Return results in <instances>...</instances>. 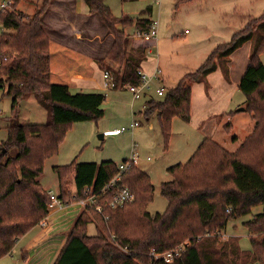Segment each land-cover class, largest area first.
Returning a JSON list of instances; mask_svg holds the SVG:
<instances>
[{
    "label": "trees",
    "instance_id": "16d2710c",
    "mask_svg": "<svg viewBox=\"0 0 264 264\" xmlns=\"http://www.w3.org/2000/svg\"><path fill=\"white\" fill-rule=\"evenodd\" d=\"M23 1L18 0L14 12L0 14V88H6V96L13 99L7 138L0 144V262L49 216L51 193L39 182L46 160L59 153L74 125L99 122L105 116L106 96L71 93L75 79L94 77L93 60L49 38L43 18L53 0H44L42 9L28 22L16 11ZM82 1L114 36L106 58L119 69L105 62L99 63L100 69L113 72L116 88L139 86L138 72L151 43L134 49L125 34V29L133 27L131 17L116 18L104 0ZM151 25L139 20L135 27L147 33ZM251 41L250 62L239 89L246 96L245 109L255 127L240 148L230 153L215 140L204 139L188 162L168 169L172 181L161 186L168 206L165 213L154 216L148 212L155 198L151 177L135 166L121 182L134 194L135 202L113 210L109 197L97 204L102 214L96 208L84 210L53 264H167L153 253H171L186 243L189 246L172 264H264V14L249 21L228 44L218 46L196 72L185 75L161 100L150 101L145 116L157 114L167 148L173 121L191 118V85L205 82L218 63L228 77L229 58ZM11 49L17 54L5 60ZM32 95L47 111L44 125L20 123V105ZM225 130L231 134L232 124ZM117 165L74 161L56 167L59 200L65 207L84 202L87 188L99 191L118 176ZM258 208L262 211L254 214ZM248 217L252 219L243 226L252 249L244 251L237 238L226 240L224 234L230 223ZM93 223L99 230L89 236Z\"/></svg>",
    "mask_w": 264,
    "mask_h": 264
},
{
    "label": "rangeland",
    "instance_id": "374dc122",
    "mask_svg": "<svg viewBox=\"0 0 264 264\" xmlns=\"http://www.w3.org/2000/svg\"><path fill=\"white\" fill-rule=\"evenodd\" d=\"M43 4L41 6L33 3L28 5L23 1L18 5L16 11L24 15V22H28L42 9ZM104 4L118 19L132 14L137 15L139 20H150L153 23H158V37L157 40L152 42L156 46L151 49L152 54H149V57L155 58L156 63L154 66L160 68V76L163 77L164 83L160 80L158 81V79L153 80L150 83V88L147 89L149 97H156V89L159 86H166L168 90L175 89L185 74L193 73L201 66L202 56L209 43L200 37L201 25L204 26L202 20L210 24L211 29L215 28V37L223 39L224 31L230 30L226 23H229L230 26H235V29L240 28L239 15H246L248 14L247 12H250L249 14L253 17H261L264 14V0H191L189 2H183L182 0H139L130 3H124L122 0H104ZM234 9L237 10L235 15L233 14ZM231 15L233 16L232 19H230ZM135 19L131 20L134 22ZM100 25L102 26V24ZM102 27L104 28V26ZM186 31L188 34H186ZM125 32L127 37L136 33L134 28L127 29ZM219 33L220 35H218ZM215 37H211V41L215 42L217 39ZM129 39L131 47L137 48L143 43L140 41L135 42L131 37ZM11 50L15 51L14 49ZM14 54L16 55L17 52H14ZM108 63L109 61L107 60L106 64L108 65ZM105 90L109 94L115 91L113 89ZM117 93L122 96V99H116V94H110L111 97L107 96L104 105L106 114L102 120L99 122L79 123L80 126H77L74 130L75 132L71 133L75 125L73 126L59 153L46 160L44 172L39 178V182L47 192L59 194V179L54 169L70 165L73 162V153L69 152L70 146H73V149L79 148L78 163L80 164L101 163L104 160H113L115 163L121 164L125 157H127V160L135 158L139 167L151 174L152 184L155 188L154 202L148 207V212L153 216L163 214L167 209L168 203L162 196L161 186L163 183L172 181L168 169L179 163H186L191 154L190 150L195 146L190 141L198 131L191 128L193 131L190 132V127L180 118H176L173 121L172 135L166 148L158 120L155 119L148 122L141 115L133 116L130 91H118ZM238 96V100L246 101V96L241 91ZM145 100V98H142L135 103L136 111L140 110ZM12 102L13 99L6 96V88H0V111L2 113L0 115V144L7 138L6 127L9 125V118L12 115ZM237 110L239 108L235 109V111ZM19 111L22 125H44L47 122V111L39 105L33 95L27 97L21 103ZM247 115L246 119H248L247 123H249L252 117L250 118L251 115L248 113ZM133 120L142 122L141 127L134 132L109 137L106 134L104 135L105 131L108 130H115L121 127L127 128ZM242 122V118H236L232 123L234 125L233 131L229 134L225 127L230 121L224 120L220 126L215 127L214 133L216 134L213 140L222 146L226 144L224 147L229 151H233L236 147L235 138L241 144L249 136V131L246 130L247 126L242 125ZM150 125H153L154 130L150 129ZM80 127H82L83 137ZM205 133L199 134L198 138L200 140L205 138L208 134L207 132ZM77 134H80L79 137L82 140L77 141L78 139L75 137ZM185 134H191L192 136L187 138ZM102 135H104L103 140H101ZM261 211L262 209L258 208L254 210V214H259ZM250 219L252 218L248 217L235 223H230L226 230L227 236H233L238 239L239 246L244 251L252 249L251 241L243 226V223ZM93 228V225L89 227L88 234L90 236L95 235ZM39 232V229H35L27 239H31ZM22 245V243H19L14 250V254L1 260L0 264H24L22 261Z\"/></svg>",
    "mask_w": 264,
    "mask_h": 264
},
{
    "label": "crops",
    "instance_id": "0c3cea01",
    "mask_svg": "<svg viewBox=\"0 0 264 264\" xmlns=\"http://www.w3.org/2000/svg\"><path fill=\"white\" fill-rule=\"evenodd\" d=\"M43 2L44 0H26L25 1V3H27L28 5L33 3L37 6H41ZM233 11H234L233 12L234 15L237 14L236 12L237 10L234 9ZM248 11H252V10H248ZM247 13L248 14L246 15L244 14H241L239 16L237 15L240 18V28L239 29H235V26H230L229 23H226L227 27L230 30L224 31L223 39H221L220 37H215L216 35L215 28L211 29L210 24L205 23V21L202 20V23H204V26L200 24L201 30H202L200 37H202L201 39L207 40L209 43H208L205 53L202 56L201 66L206 62L208 57L212 54V52L218 46L228 44L236 33L240 32L242 29L245 28V26L248 24L249 21L259 18V17L251 16V14H249L250 12H247ZM131 15H128V16L130 17ZM232 17L233 16L231 15L230 19H232ZM137 21H139V19H138V16L136 15V19L132 27L135 29L136 32L138 31L135 27V24ZM147 21H150V20H147ZM43 22H44L45 32L47 33V35L49 36L51 40L57 43H60L64 46H67L77 52H80L90 57L93 60V67L95 71L94 77L92 79H80V78L75 79L76 87L71 90V93L73 95L101 94V95L106 96V100H107V96L111 97L110 94H116V99L118 100L122 99V96L118 94L117 92L118 91H122V92L129 91L127 86L121 87L119 85L117 88L113 89L115 90L113 91V93L109 94L105 90L106 88H105V82L103 78L104 72L99 67L100 62L106 63L107 61L106 56L114 44V36L102 24L98 16L96 15L93 16L89 13L87 6L84 4L82 0H54L47 14L44 16ZM100 24H102L104 28ZM119 29L122 30L121 27H119ZM126 30L127 29H125V31ZM186 34H188L187 31H186ZM218 35H220V33ZM133 36H129V37H133ZM211 37L213 38L215 37V39L217 38L215 42L211 41ZM135 42H139V41H135ZM144 45L146 44L142 43L141 45H139V47L144 46ZM155 46H156L155 43L148 46L149 49L147 53V59L143 63L141 71L145 75H147L150 83L156 79L164 83L163 77L160 76L161 75L160 68L158 66L156 67L154 66V64L156 63L155 58L149 57V54L150 55L152 54L151 49L155 48ZM139 47L137 46V48ZM252 47H253L252 41L248 42L242 48L237 50L229 58L228 77L224 75L222 66L221 64L218 63V69L214 73L208 75L205 82L200 83V84L191 85L192 87L191 118L189 121H185L183 119L181 120L190 127V132L193 131L191 130V128H194L196 129V131H198V133H196V135H194V137L190 141V143H192V145H195V146L192 150H190L191 154L186 162H188L189 159L193 156V154L196 152V150L198 149V147L200 146V144L203 142L204 139L206 138L214 139L213 137H215L214 135L216 134L214 133L215 127L220 126L221 123L226 119L230 121V124H232L236 118H242L243 120L242 125L244 124V126H247L246 130L249 131V136L254 131L255 122L252 120L251 116H250L251 121L247 123V120H248L246 119L247 112L246 111L237 112L238 110L235 111V109L245 108L246 106V101L242 102L243 100L242 101L238 100V97H239L238 94L240 92L239 85H240L241 79L250 62ZM133 48L136 49V47H133ZM261 59L264 64V55L262 56ZM108 65L114 70L119 69L118 67H116L114 64L110 62L108 63ZM181 79H183V77ZM150 83H149V88H150ZM159 89H163L165 91V94L168 91L166 86H159L156 89V97H153V96L149 97L147 93V89L146 91L145 90L143 91V95L141 99L145 98L146 100L143 103L139 111L135 110V103L137 101H140L141 99H135L134 95L130 92L131 93L130 94L131 95V110L133 113L132 115L133 116L141 115L148 122L153 121L155 119L158 120L157 114H153L152 116L147 118L145 116V112L148 109V104L150 103V101L152 100L159 101L162 99L158 97L157 95V90ZM113 96L115 97V95ZM104 105H103V109H104ZM230 112H236L237 114L235 116L229 117L227 116V114H229ZM133 122L140 123V126L138 128H140L142 125V122L139 120H133L132 123ZM132 123H130L128 127H130ZM77 126H80V124L75 125L71 133L75 132L74 130ZM232 126L234 127L233 124ZM81 128L82 127H80V130ZM123 128H126V127H121V128H116L115 130L105 131L104 135L106 134L108 137L114 136V135H123L127 132H134L135 130L138 129L136 128L133 131L117 133V131ZM150 129L154 130L153 125H150ZM81 132H82L81 134L83 137V131L81 130ZM205 132L208 133L207 136H205V138L200 140L198 138L199 134L205 133ZM79 135L80 134L75 135V137L78 139L77 141L82 140L80 139ZM104 135L101 136L103 137L101 138V140L104 139ZM185 135L187 136V138L192 136L191 134H185ZM235 143H236L235 144L236 147L233 149V151L228 150L230 153H235L240 148V146L243 144V143L239 144L238 139L237 141H235ZM225 145L226 144H224V146ZM78 149L77 148L73 149V146L72 147L70 146L69 148V152L73 153V156H72L74 157L73 162L76 161L77 163H78V158H79ZM123 159L127 160V157ZM103 162L115 163L113 160H104ZM96 164H100V163H96ZM179 164H182V163H179ZM138 168L141 169L139 165H138ZM142 171H144L151 177V174L148 171L146 170H142ZM72 191L75 192L74 189H72ZM49 193L59 198L58 193H54V192H49ZM84 210H85L84 205L82 203H78L72 206L58 208L50 212L48 216V224L45 228H42L41 225H39L30 232L32 233L35 229H39L40 232L38 234H36L35 236H33L31 239L28 240L27 238L30 235L29 233L22 240L19 241V243L23 244L22 245L23 263L24 264H53L61 248L63 247L66 240L68 239L71 229L74 226L76 220L78 219V217ZM91 225L94 226L93 228L94 233L95 235H97L99 226L95 223ZM88 233H89V229H88ZM224 237L226 240L230 238L231 239L236 238L233 236L232 237L227 236L226 232L224 234ZM19 243L17 244V246L19 245Z\"/></svg>",
    "mask_w": 264,
    "mask_h": 264
},
{
    "label": "built area",
    "instance_id": "2783aa9c",
    "mask_svg": "<svg viewBox=\"0 0 264 264\" xmlns=\"http://www.w3.org/2000/svg\"><path fill=\"white\" fill-rule=\"evenodd\" d=\"M18 0H0V14H7L10 12H14L15 5L17 4ZM2 33L1 27H0V34ZM158 37V24L152 23L150 30L147 33H142L140 31L136 32V35L131 37L134 41H140L144 44L146 43H152L154 40H157ZM15 51H8L6 55V59L10 57V55L14 54ZM2 63L0 61V67ZM138 75L141 77V84L139 86H127L128 90L134 95L135 99H141L143 95V91L146 89H149V78L147 75H145L142 71L138 72ZM104 82H105V88L106 89H114L116 88V81L113 72L106 71L103 74ZM157 95L160 98H163L165 96V91L163 89L157 90ZM0 111V115H1ZM140 126L139 122H133L130 127L123 128L117 133H123L127 131H133L136 128ZM135 166L138 167V161L137 159L133 158L132 160H128L127 162H123L121 164L117 165L118 168V176L111 181L110 183L106 184L104 188L100 189L99 191H95L93 188H87L85 191L86 200L84 202H81L85 210L96 208L97 204L100 200L111 198L109 202V207L113 210L123 208L127 205H130L135 202V196L131 192V190L121 184L123 175L129 173ZM76 196V193H74ZM65 207L63 203L51 194V203L48 206L49 213L54 211L58 208ZM97 212L99 214H102L103 209L102 207L96 208ZM107 220V218H106ZM48 224V218L40 224L42 228H45ZM186 246H189V243L184 244L180 248H178L176 251L166 254H156L153 253V257L156 260H164L167 264H172L174 260L180 256V254L183 252L184 248Z\"/></svg>",
    "mask_w": 264,
    "mask_h": 264
},
{
    "label": "water",
    "instance_id": "95a60500",
    "mask_svg": "<svg viewBox=\"0 0 264 264\" xmlns=\"http://www.w3.org/2000/svg\"><path fill=\"white\" fill-rule=\"evenodd\" d=\"M130 17H131V19H134V18H136V15H131ZM245 111H246L245 108H241L237 112H245ZM101 138H103V137H101Z\"/></svg>",
    "mask_w": 264,
    "mask_h": 264
}]
</instances>
